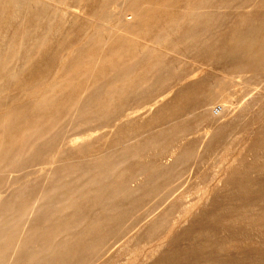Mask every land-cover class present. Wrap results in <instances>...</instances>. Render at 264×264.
I'll return each mask as SVG.
<instances>
[{
    "label": "rangeland",
    "instance_id": "1",
    "mask_svg": "<svg viewBox=\"0 0 264 264\" xmlns=\"http://www.w3.org/2000/svg\"><path fill=\"white\" fill-rule=\"evenodd\" d=\"M0 20V264H264V0Z\"/></svg>",
    "mask_w": 264,
    "mask_h": 264
},
{
    "label": "bare ground",
    "instance_id": "2",
    "mask_svg": "<svg viewBox=\"0 0 264 264\" xmlns=\"http://www.w3.org/2000/svg\"><path fill=\"white\" fill-rule=\"evenodd\" d=\"M10 1H11V0H10ZM46 1H47V0H46ZM6 3H7V2H6ZM6 3H5V4H6ZM58 4H59V3H58ZM2 5H3V3H2ZM11 6H13V5H11ZM6 7H7V6H6ZM10 9H11V8H10ZM12 9H13V8H12ZM7 10H8V9H7ZM7 10H6V11L4 10V13L7 12ZM15 12L17 13V11H15ZM4 13H3V16H5ZM10 13H11V12H10ZM6 14H7V13H6ZM6 17H7V16H6ZM15 17H16V16H15ZM21 17H22V16H21ZM2 18H4V17H1V19H2ZM4 19H6V18H4ZM9 19H10V18H9ZM21 20H22V19H21ZM0 21L2 22V20H0ZM17 21H18V20H17ZM1 22H0V23H1ZM19 22H20V21H19ZM7 23H8V21H7ZM15 23H16V22H15ZM3 24H5V23H3ZM30 24H31V23H30ZM16 25H17V23H16ZM32 27H33V26H32ZM25 29H26V28H25ZM10 31H11V30H10ZM10 34H11V33H10ZM25 35H26V34H25ZM8 36H9V35H8ZM1 76H2V75H1ZM238 79H240V78H238ZM238 81H239V80H238ZM218 98H219V101H218V102L221 103V105H222V107H223V108L221 107V109H223V110L226 109L227 106H228L229 97L226 96V95L218 94ZM214 99H215V97H214ZM229 108H230V107H229ZM12 116H13V115H12ZM13 117H14V116H13ZM10 119H11V118H10ZM42 130H43V129H42ZM42 130H41V131H42ZM2 131H3V130H2ZM26 133H27V132H25V134H26ZM42 133H43V132H42ZM40 134H41V133H40ZM6 135H7V134H6ZM46 135H48V134H46ZM83 140H84V139H81L80 141H83ZM80 141H78V142H80ZM13 143H14V142H13ZM31 145H32V144H31ZM7 147H8V146H7ZM17 147H18V146H17ZM10 150H11V149H10ZM62 150H63V149H62ZM10 152H12V151H10ZM13 153H14V152H13ZM15 155H16V154H15ZM89 166H90V165H89ZM85 169H86V168H85ZM65 186H66V185H65ZM65 186H64V187H65ZM77 188H78V187H77ZM39 194H40V193H39ZM16 196H17V195H16ZM36 196H37V195H36ZM34 197H35V196H34ZM28 199H29V198H28ZM24 203H25V202H24ZM18 204H19V203H18ZM14 206H16V205H14ZM19 206H20V205H19ZM13 209H14V208H13ZM25 210H26V209H25ZM28 210H29V209H28ZM13 211H14V210H13ZM21 212H22V211H21ZM54 220H55V219H54ZM47 225H48V224H47ZM47 225H46V226H47ZM52 225H54V224H52ZM55 225H56V224H55ZM41 228H42V227H41ZM24 230H25V229H24ZM24 230H23V231H24ZM48 232H49V231H48ZM31 234H32V233H31ZM20 235H21V234H20ZM12 241H13V240H12ZM27 243H28V242H27ZM2 246H3V245H2ZM2 246H1V247H2ZM3 247H4V246H3ZM3 247H2V249H3ZM5 248H6V247H5Z\"/></svg>",
    "mask_w": 264,
    "mask_h": 264
},
{
    "label": "built area",
    "instance_id": "3",
    "mask_svg": "<svg viewBox=\"0 0 264 264\" xmlns=\"http://www.w3.org/2000/svg\"><path fill=\"white\" fill-rule=\"evenodd\" d=\"M220 110L221 108H215L214 112L217 114Z\"/></svg>",
    "mask_w": 264,
    "mask_h": 264
}]
</instances>
